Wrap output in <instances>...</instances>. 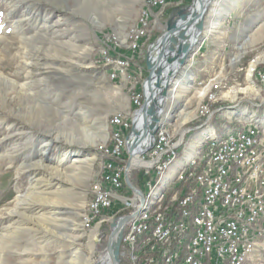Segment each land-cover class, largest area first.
<instances>
[{"label": "rangeland", "instance_id": "1", "mask_svg": "<svg viewBox=\"0 0 264 264\" xmlns=\"http://www.w3.org/2000/svg\"><path fill=\"white\" fill-rule=\"evenodd\" d=\"M192 1L184 7L172 5L178 0L166 5L173 7V14L162 16L154 29L151 22L143 48L122 74L109 70L100 50L108 40L124 45L146 9L143 0H0V81L5 78L10 84L0 82V264H76L81 257L94 264L105 252L112 222L129 215H112V209L100 222L86 219L93 185L101 182L105 172L99 169L103 167L100 152L110 132L108 119L113 113L134 118L132 93L141 90L145 99L149 74L146 67L148 74L143 76L142 50L155 34L146 49V61L151 60L152 46L166 30L171 32L170 22L192 11ZM214 8L216 14H212ZM229 10L235 11L228 15ZM206 14L203 30L217 23L214 32L206 40L201 32L203 39L192 62L175 66L169 85L158 90L165 92L161 109L169 116H160L157 125L178 128L195 123L190 127L196 129L184 136L186 147L206 130L200 110L208 100L198 97L199 90L204 88V94L208 91L218 98L217 90L235 66L245 67L242 72L248 76L254 71L264 74L257 65L264 60V31H257L264 22V0H211ZM251 20L254 27L258 23L253 34L246 38L245 32L230 41L229 35L236 28L241 35ZM248 39L255 42L249 44ZM239 52L240 58L234 61ZM108 53L112 56V51ZM185 72L190 77L169 105L172 84ZM119 78L126 81L121 84ZM10 82L26 89L22 99ZM10 98L14 100L10 102ZM191 111L194 116L183 121L181 116ZM44 147L47 150L42 153ZM76 153L85 163L72 161ZM146 168L149 166L134 164L129 173ZM120 203L117 201L122 207ZM125 230L123 225L122 232ZM123 248L121 241L118 264H131L128 251L122 254ZM254 264H264V253Z\"/></svg>", "mask_w": 264, "mask_h": 264}, {"label": "bare ground", "instance_id": "2", "mask_svg": "<svg viewBox=\"0 0 264 264\" xmlns=\"http://www.w3.org/2000/svg\"><path fill=\"white\" fill-rule=\"evenodd\" d=\"M175 1L177 0H170V2L169 0H143V4L146 6V9L141 11L140 15L137 18L136 24L132 26L129 33L125 37L124 45L121 46L120 44L114 43L111 40L107 41L110 46L115 47V50L120 51L119 63H117L116 59H112V56L109 55L107 42H105L104 47L100 50L101 54L103 55L104 63L110 66L109 70H122L124 72L128 68L132 67V62L135 59L129 60V57H134V54H138L137 52L140 50V47L143 48L144 46H141L144 42L143 37L146 36L145 34L149 30V26L152 21L151 17L153 12L151 11V6L164 8L166 7V5L172 4ZM210 2L211 0H196L195 3L191 6L192 11L181 14L177 22H170L169 25L171 27V32L167 33L165 39L163 40V55H159L160 46H158V43L152 48L150 65L154 66L155 64V66L153 67L151 80L149 81V84L147 83V102L144 109L146 112H142L139 110L137 113H135V111L138 109V101L136 100L135 96L140 95L141 93V90H137L132 93V106L134 107L133 113H135V116L132 120H129L121 113H113L110 115L108 119L110 132L107 142L101 149L100 156L102 164L104 166L105 148L107 150H114V139L120 141V143H117L119 159L117 160L118 173H116V184H123L126 171H128V163V169L134 164H151V162H142L137 158V155L142 150V148L149 144L150 139H159V137L161 136V138L166 141V143H172L171 136L167 130V127L163 125H157L153 136L149 139L145 121L150 122V125H154L160 119V116H162L163 119H166L169 116L168 111L165 112V110L161 109L163 95L162 92H158V90L162 91L163 88H166V86L169 85V79L175 75V66L179 67V65H181L183 61L185 62L186 60L190 63L192 62L193 56L198 47L197 45L203 39V35L201 34V32L204 31L205 33L204 40L209 39L214 32V29L216 28L215 25L217 23H212L207 29L203 30L204 19H206L207 16L206 9ZM217 10V8H214L212 14H216ZM242 46L243 45H239L238 48L241 49L243 48ZM241 53L242 52H239L237 55H235V59H238ZM251 71L252 68L249 69V72ZM257 75L259 76L258 78L264 80V74H262V72L259 71ZM189 77V73L185 72L182 74V77H180L182 79H175L174 83L172 84L171 94L168 100L169 105L173 104L174 99L176 98V96H178L180 90L184 86V80ZM0 82L10 85L8 83L9 81L5 78H1ZM11 86L12 90H16L14 93L18 94V98L22 99L24 92H26V89L22 85H17L14 82L11 84ZM204 93V88L202 90H199L198 97L201 98L202 96H204L206 98L213 99L214 96L211 93ZM12 100L14 99H11L10 102ZM210 109L211 105L208 102L204 103L203 108L200 110L202 115H200L202 117L205 116V112ZM193 116L194 113L191 111L188 114H183L181 116V119L184 121L185 119ZM133 120L135 122L136 128L134 132L135 134H131V132H124L125 127H129ZM249 127L257 128L255 131V138H262V134L259 132L258 127L253 124L246 127L244 126L241 129H234L233 127H229L222 135L213 134L210 136H206L201 141L198 138H196V141L193 140L194 145L193 143H191V150L186 152L185 156L182 159H188L186 165L182 169H180L178 173H176L174 179L170 183L165 185L163 182L165 171L170 166V164L174 162L179 156V152L177 151V144L172 145L169 152H167L166 161L164 163L158 164L157 166L155 181L151 184L150 188L143 191L142 200L137 203L131 213V217L129 219V229L133 239L128 242V256L131 264H140V257H143L142 247H144V244L149 239V237L153 235V227L150 224L142 225V223L144 221H148L149 219L157 220L159 218V209H157V207L160 205V202L164 200L166 192H168L170 188H173L179 176H185V174L190 170L191 172H198L201 165V160H203V165H210L213 154L218 153V145H215V143H230L234 137L246 134ZM212 133V128H208L202 133L200 139L205 135H209ZM87 136L89 139H91L92 134H89ZM104 136L105 135H103V138ZM46 150L47 148L44 147L42 153H44ZM128 154L131 155L130 162L129 159L127 161ZM73 156V162H79L83 164L86 161L85 159L80 158V153H76V155ZM38 163L41 164V162ZM106 166H113V159H106ZM229 170H236V163H229ZM55 171H59V169H55ZM106 178H113V171L105 170V172H103L101 182L93 185L91 198L87 204L88 209L92 208V204H94L95 202V194L96 201H103L104 194H108V181ZM238 191H245V182H238ZM253 191H260V182H253ZM183 193H190V185H184ZM174 205L175 198H168L167 201L162 202V211H169V209H171V206ZM204 206H207V187H200V192L197 193L196 201L185 203L184 216L182 217V213L173 214L172 218L170 219V227H177L179 224V229L181 231H175V236H170L169 238L168 250H170L171 254H174V257H172L169 264H196V259H190L189 254L187 253V249L189 248V245L196 244L199 239V209H202V207ZM112 209L116 210L115 212L113 210L112 215H118L122 212V207H120V205L110 206V208H97V211L94 213L90 214V212H88V216L86 219L88 220V222H93L95 219L100 222L106 218V215H108ZM118 221L112 222V233L109 237L108 248H106L105 252H103L99 256L98 260L94 264H114L112 256L114 254L117 239L122 232L123 225L125 224V221H123L122 223H119ZM259 221H261V213H252V217L248 223V230H252V234L247 235V241L244 242L243 251L241 252L239 257H237V261L235 262L234 252H227L224 256V261H222L221 264H231L233 262H235V264H245V261L249 258L250 253L253 251L254 244L256 242L255 236L261 231V228L258 225ZM140 225H142L141 229ZM42 229L45 233H47V231L51 232L48 228ZM227 237L229 240H237L236 228H228ZM89 248L92 249V244L89 245ZM78 254L79 253H77V255ZM87 260H84L83 257H81L80 261L76 264H88ZM166 262L167 253H157L154 255V259H152V264H166Z\"/></svg>", "mask_w": 264, "mask_h": 264}, {"label": "built area", "instance_id": "3", "mask_svg": "<svg viewBox=\"0 0 264 264\" xmlns=\"http://www.w3.org/2000/svg\"><path fill=\"white\" fill-rule=\"evenodd\" d=\"M181 1L178 0V4L173 5H181ZM156 8L157 6H151V11ZM107 45L109 51H112V59H116L119 63L120 51L115 50V47L110 46L108 42ZM133 58L129 57V60ZM135 98L139 108L141 93ZM138 111L137 109L136 113ZM210 115L211 110L206 111L205 117L201 119V124L209 119ZM133 123L134 120L129 127H125L124 132L134 133L136 129ZM256 129L249 127L246 134L234 137L230 143H215L218 145V153L213 154L210 165H203V160H201L198 172L190 170L185 176H179L173 188L168 190L170 194L167 196V199L175 198V205L171 206L169 211H162V202L166 199V192L164 200L157 207L159 218L157 220L149 219L142 223V225L150 224L153 227V235L142 247L143 257H140V264H152V259L157 253H167L166 264L171 262L174 254L168 250L169 238L175 236V231L181 230L179 224L177 227H170V219L174 213H182V217L184 216L185 203L196 201L200 187H207V206L199 209V239L196 244L189 245L187 253L190 259H196V264H221L227 252H234L235 262L237 261V257L243 251L244 242L247 241V235L252 234V230H248L252 213H261V220H264V137L255 138ZM117 143L120 141L114 139V150L105 148V164L102 169H99L113 171V178H106L108 194H104L103 201H96L95 194L92 208L86 209V212H90V214L96 212L97 208H110V206L118 205L117 201L123 204L122 211L133 210L142 200L143 191L150 188L155 181L157 166L166 161L167 152L173 145V143H166L160 136L159 139H150L148 146L139 152H142L140 156L142 162H151L148 165L149 168L139 169L146 175L145 180L138 187L142 194L141 197V194L137 192L123 191V184H116L117 160L119 159ZM146 155L150 157L149 160L145 159ZM106 159H113V166H106ZM130 159L131 155L129 162ZM229 163H236V170H229ZM238 182H245V191H238ZM253 182H260V191H253ZM178 183L190 185V193H183V187H176ZM131 213L132 211L128 213V216H125L127 217L124 224L126 230L121 234L120 242L123 241L124 244L122 254L125 250L128 251V242L133 239L129 229ZM142 225H140V229ZM228 228H236L237 240L228 239ZM235 262L231 264H235Z\"/></svg>", "mask_w": 264, "mask_h": 264}, {"label": "crops", "instance_id": "4", "mask_svg": "<svg viewBox=\"0 0 264 264\" xmlns=\"http://www.w3.org/2000/svg\"><path fill=\"white\" fill-rule=\"evenodd\" d=\"M162 11H163V8H157L152 11L153 13L151 17L152 18L151 22H152L153 29H154V25L157 22L161 21ZM232 11L233 10H229L227 14L231 15ZM257 24L254 27V22L252 20L248 21L245 27L243 28L241 35L238 32V28H236L234 31V34L229 35L230 41H232L233 38H239L240 36H243L245 32H247L246 38L250 37L253 34ZM257 31H258V34L264 31V22L262 23L261 27L260 26L257 27ZM254 42H255L254 39L249 40V44H252ZM248 49H251V48H248ZM125 52H128V51H125ZM239 58L240 57H238V59ZM238 59H235V57L233 58L234 61H237ZM259 62L260 63L262 62V64L264 65L263 63L264 60H261ZM259 62L257 63L258 66L260 65ZM251 64H255V61H253ZM244 68L245 67L235 66V68L233 69V72L230 73L231 75L227 76V79L223 80V83L221 84V88L217 90L218 98L215 95H213L211 92L210 93L214 96L213 99H209L205 97L208 100L207 102L211 105V109H210L211 115L209 119H206L208 121L206 123L204 122L203 124H206L205 125L206 129L212 128L213 133L209 135H205L201 139H200L201 135H199L197 138L200 141L203 140L206 136H210L213 134L222 135L225 132V130L229 127L231 128L233 127L234 129H241L244 126L246 127L248 125H253V124L258 127L259 132L262 134V137H264V80H260L255 71H254L255 74L248 76L245 72H242ZM118 72L124 74L122 70ZM130 72H133V71H130ZM212 77H216V75L211 76L209 78H212ZM132 78L134 79V77ZM208 79H206L205 81H201V82H206ZM118 80L121 84H123V82L126 81V79H123V78H119ZM134 85L135 84L131 85L129 87V90L132 89ZM207 86L209 85H206L205 88ZM247 87L251 89H247V90L243 89ZM233 94H234V98L232 97ZM131 109L132 107L131 105H129V110ZM226 126L228 127L226 128ZM192 129H196V128H192ZM192 129L191 127H187L186 125H180L178 126V128L167 126V130L171 136L172 143L174 145L177 144L178 146L177 151L181 154V157L179 155L177 159L174 162H172L170 166L166 169L165 175L163 177V182L165 185L170 183L174 179V176L176 175V173H178L179 170L182 169L187 163L188 159L187 160H182V159L185 156L186 152L191 150L190 148L191 144H188L186 147V141H183V139L185 138L184 136H186L187 132H190ZM176 135H177V138L174 139ZM194 141H196V139ZM129 169L128 171H126L125 178H128V181L131 183V185L136 190H138L137 184L131 181V173L135 171V169L131 171L130 173H129ZM129 189L133 191V193L137 192L131 189L130 187ZM258 225L261 227V231L255 236L256 242L254 244L253 251L250 257L245 261V264H254L259 259V256L262 253H264V220L259 221Z\"/></svg>", "mask_w": 264, "mask_h": 264}, {"label": "trees", "instance_id": "5", "mask_svg": "<svg viewBox=\"0 0 264 264\" xmlns=\"http://www.w3.org/2000/svg\"><path fill=\"white\" fill-rule=\"evenodd\" d=\"M190 2V0H182L181 1V7L183 6H187L188 5V3ZM173 7H171V6H168V7H164V9H163V12H162V15L161 16H165V15H171V14H173V11H171L170 9H172ZM171 11V12H170ZM154 35V37H152L151 38V40L147 43V45L144 47V49L142 50V53H141V56H140V64H142L143 65V68L145 69L144 70V72H143V76L144 77H146L147 76V74H148V72L146 71V67H147V63H146V49H147V46L156 38L155 37V34H153ZM259 68L260 69H264V65L263 64H260L259 65ZM143 100H144V97L141 95V98H140V104H142L143 103ZM195 123H193V122H190V124H188V126L190 127V126H192V125H194ZM110 129V128H109ZM145 178H146V175L145 174H143L142 173V171L141 170H138V171H133L132 173H131V181L134 183L135 182V184H137V186L138 187H140V183L141 182H143L144 180H145ZM176 187L177 188H179V187H184V184L183 183H178V184H176ZM123 188H124V190L123 191H125V192H128V190H130L129 189V187L127 186V184L126 183H123ZM122 191V192H123ZM131 191V190H130ZM170 194V192L168 191L167 192V195H166V199H165V201H167V196ZM129 213V210H124V212H121V213H119L118 215H123V214H128Z\"/></svg>", "mask_w": 264, "mask_h": 264}, {"label": "water", "instance_id": "6", "mask_svg": "<svg viewBox=\"0 0 264 264\" xmlns=\"http://www.w3.org/2000/svg\"><path fill=\"white\" fill-rule=\"evenodd\" d=\"M195 1H196V0H193V1H192V5L195 3ZM166 35H167V30H166L165 34L163 35V37L160 38L159 41L157 42V43H158V46H160V53H159V55H163V51H164V43H163V40L165 39ZM157 43H156V44H157ZM156 44H155V45H156ZM155 45H153L152 48H153ZM158 58H159V57H158ZM160 58H161V57H160ZM149 60H150V59H149V57H148V59H147V61H146V63H147V68H148V71H149V74H148V76H147V78H146V82H147L148 84H149V81L151 80V77H152L153 67L155 66V64H154V66H151ZM149 92H150V91H149ZM150 93H151V92H150ZM162 95H165V92H162ZM151 99H152V96H151ZM146 102H147V97H145V99H144V101H143V104H142V106H141L140 109H139L140 111H142V112L145 111L144 109H145ZM145 112H146V111H145ZM157 122H158V121H157ZM157 122H156L154 125H149V126H147L148 135H149L150 137H152L153 134H154V131H155L156 127H157ZM128 142H129V140H128ZM143 148L145 149L146 146H144ZM143 148H142V149H143ZM128 167H129V163L127 164V169H128ZM125 181H126V184H127L131 189H133V190H135V191H137V192L140 193L139 190H136V189L131 185V183L128 181V178H125ZM140 194H141V193H140ZM141 197H142V194H141ZM126 218H127V217L122 218V219L119 221V223H122L124 220H126ZM110 235H111V234H110ZM120 240H121V234L119 235V237H118V239H117L116 247H115V250H114V254H113V256H112V259H113V263H114V264H118V262H119V246H120ZM106 248H108V244H107Z\"/></svg>", "mask_w": 264, "mask_h": 264}]
</instances>
